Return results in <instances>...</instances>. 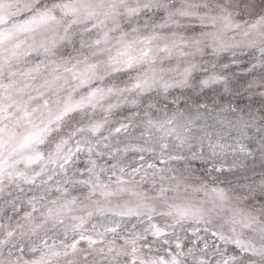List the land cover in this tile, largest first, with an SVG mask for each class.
<instances>
[{"label": "rangeland", "instance_id": "1", "mask_svg": "<svg viewBox=\"0 0 264 264\" xmlns=\"http://www.w3.org/2000/svg\"><path fill=\"white\" fill-rule=\"evenodd\" d=\"M247 51L264 54V0H0V208L13 200L19 208L42 202L68 167L79 169L83 162L90 172L78 175L88 186L116 187V199L102 201L111 211L105 217H124L97 222L92 213L96 231L134 232L155 220L154 231L168 224L170 232L174 225L161 244L168 263L164 256L152 259L145 245L129 252L140 264H264V211L242 199L261 195L264 182H254L248 193L236 190L237 198L230 188L235 178L252 181L264 174L263 118L139 121L126 114L101 133L95 124L92 141L53 140L65 118L72 120L64 134H75L117 110L109 102L122 98L115 80L120 72L131 75L122 86L140 90L131 103L144 111L148 103L159 106L147 102L153 90L189 89L203 63ZM44 144L50 152H39L41 160L35 149ZM134 149L139 156L128 154ZM103 150L105 164L126 154L103 171ZM188 159L201 168L189 167ZM122 181L142 188L120 189ZM127 191L139 200L137 195L151 193L172 196L120 204ZM49 240L31 241L32 257Z\"/></svg>", "mask_w": 264, "mask_h": 264}, {"label": "trees", "instance_id": "2", "mask_svg": "<svg viewBox=\"0 0 264 264\" xmlns=\"http://www.w3.org/2000/svg\"><path fill=\"white\" fill-rule=\"evenodd\" d=\"M237 55V57L234 55L229 57L230 59H225L224 62H220V58L217 61L209 60L203 63L201 69L203 71L194 76L189 89H174L167 92L158 89L153 90L152 94L147 95V102L159 103V106L148 103L150 108H145L144 111L140 110L141 106L131 103L140 90L133 85L122 86V82H129L131 75L120 72L115 75L117 78L115 80L118 84H121L117 92L122 95V98L127 97L128 100L122 101L119 96L112 97L109 105L117 110L111 116L104 115L102 118H97L98 120L93 119L92 122L97 120L94 124L89 128L82 126L79 132L75 134H64L63 126L72 120L71 118H65L61 122V129L57 131L53 140L58 136H62L63 142L75 141L77 138L92 141L96 139L94 137L96 134L92 133V130H95V127L93 128L95 124L98 123L101 133L102 130L104 132L108 127L123 122L128 114H133L139 121L148 117L162 118L163 116L174 121L182 120L184 117L195 118L199 116L219 120H233L236 118L253 120L255 117L264 119V54L247 51ZM257 58L263 59V61L257 60L255 62ZM257 78L262 79L259 83L253 85L252 80ZM97 88L98 85H95V89ZM48 147L49 145L44 144L39 146L37 150L35 149L38 158L43 160L39 152L49 151ZM100 152L102 153L99 161L103 171L116 162L123 160L124 154H126L125 152L120 153V156L113 157V159L109 157L107 164H105V154H108V152L105 150ZM138 152L134 149L128 154L135 157L140 155ZM188 160L189 167L201 168L197 164L198 162ZM39 165H37V169L42 170L43 164L42 166ZM79 166V169L68 167L64 176L56 180L57 189L49 192L41 199L42 202L39 201L36 205L31 206L26 204L19 208L13 200V202L6 203L0 208V258L3 264H36L38 258L44 259L47 256L41 264H56L54 263L56 259H62L66 264H140L139 259L129 252L145 245L151 250L149 255L153 256L152 259L164 256L166 263H168L170 256L161 253L163 247L161 244L174 231V225L171 229L172 232H169L168 224H162L160 229L157 228L158 232H156L157 229L154 231L155 226L152 223L155 220L149 221L150 223L145 221L144 225L138 226L134 232H130L124 227L117 231L104 230L101 232L95 230L94 224H92L94 220L91 216L92 213L98 215L99 221L97 222H102L109 217L119 219L124 217L113 214L105 217L111 211L110 206L102 201L104 198L114 197L117 192L116 187L107 186V184L102 185L99 182L96 185L88 186L86 184L88 179L83 175L79 176L78 172L90 171H86L87 165L83 162H80ZM261 181L264 182V174H260L252 181L251 179L235 178L230 185V188L234 191L231 190L233 198H237L235 195L236 190H240V193L241 191L248 193L250 189L246 188H249L254 182L258 186ZM60 184L61 188H59ZM119 186H122L120 189H131L134 193L142 188L128 181L119 182ZM222 187L225 189L227 185H222ZM86 188H89V190ZM255 188L259 189L260 187ZM45 192L42 190L41 193L46 194L47 192ZM127 193H124L123 197L119 196L120 204L128 202L129 199L134 203L138 201L160 203L163 199L172 196L171 194H165L159 197L151 193L145 195L143 199L140 195H137L141 198L139 200L134 193L130 191H127ZM249 194L251 193L243 195L242 199L249 200L250 206H258L255 209L264 211V188L261 195ZM47 201L52 203L53 209L48 210V205H45ZM80 202L86 203V206L78 208L76 204ZM138 219H142V217ZM57 230L61 233L60 237L56 235ZM38 237L40 239L50 237V240L40 247L39 255L32 257V252L36 249L32 250L30 248L33 247L30 242ZM238 255L241 256L240 251H238ZM218 259L219 257L216 258L217 261ZM178 264L185 263L180 261Z\"/></svg>", "mask_w": 264, "mask_h": 264}]
</instances>
